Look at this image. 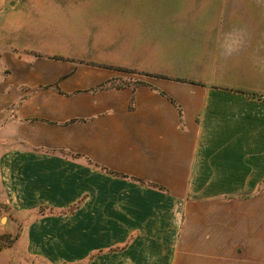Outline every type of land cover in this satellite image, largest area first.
Listing matches in <instances>:
<instances>
[{
  "label": "crops",
  "instance_id": "crops-1",
  "mask_svg": "<svg viewBox=\"0 0 264 264\" xmlns=\"http://www.w3.org/2000/svg\"><path fill=\"white\" fill-rule=\"evenodd\" d=\"M163 2L83 9L70 29L5 21L0 137L26 147L0 178L10 202L51 211L30 256L264 264V5Z\"/></svg>",
  "mask_w": 264,
  "mask_h": 264
},
{
  "label": "rangeland",
  "instance_id": "rangeland-1",
  "mask_svg": "<svg viewBox=\"0 0 264 264\" xmlns=\"http://www.w3.org/2000/svg\"><path fill=\"white\" fill-rule=\"evenodd\" d=\"M218 3L219 0H211ZM209 0H165L164 5L169 9L173 6L181 5L182 9H188L185 5L189 4H209ZM13 8H6L0 12V81L6 76V70L1 63L2 54L8 50H14L12 47L16 44L18 34L9 32L6 28H2L8 17L20 15L22 22L31 20L39 24V27H31L30 30H45L42 21L54 20L58 26H65L70 29L71 26L79 25L84 17L82 10L86 9H112V5H119L123 10L129 6L136 5L144 9L145 5H155V0H14ZM228 3L233 5L249 4L250 7L255 5H264V0H229ZM97 13V12H95ZM138 14V13H137ZM138 26H144L143 19H137ZM34 22V23H35ZM31 24V23H29ZM155 24H157L155 22ZM168 24H172L169 22ZM95 26V24H93ZM68 27V28H67ZM15 51V50H14ZM20 55L22 52H18ZM36 54V53H35ZM34 55V53H31ZM176 63V61L174 60ZM170 68V67H169ZM172 69V68H170ZM173 70V69H172ZM175 71V70H173ZM170 80H184L181 76L164 77ZM15 115V114H14ZM5 135L4 131H0V135ZM26 147L18 138L0 137V163L7 156L6 153L11 148ZM10 202L7 192L3 187L0 178V264H49L46 261L30 256L24 247L26 233L32 223L38 219L39 214H49L51 211L41 209V211L24 209L18 204L15 198Z\"/></svg>",
  "mask_w": 264,
  "mask_h": 264
},
{
  "label": "trees",
  "instance_id": "trees-1",
  "mask_svg": "<svg viewBox=\"0 0 264 264\" xmlns=\"http://www.w3.org/2000/svg\"><path fill=\"white\" fill-rule=\"evenodd\" d=\"M180 113L182 114L181 110H180Z\"/></svg>",
  "mask_w": 264,
  "mask_h": 264
}]
</instances>
